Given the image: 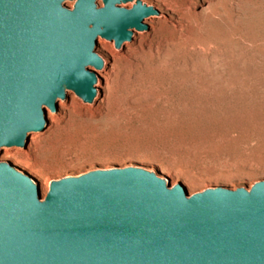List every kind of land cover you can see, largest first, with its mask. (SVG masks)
Masks as SVG:
<instances>
[{"label": "water", "instance_id": "water-1", "mask_svg": "<svg viewBox=\"0 0 264 264\" xmlns=\"http://www.w3.org/2000/svg\"><path fill=\"white\" fill-rule=\"evenodd\" d=\"M66 1L0 0V152L27 147L69 90L94 102L98 37L121 48L160 14L144 0ZM0 264H264V179L190 193L132 164L52 179L43 197L0 159Z\"/></svg>", "mask_w": 264, "mask_h": 264}, {"label": "rangeland", "instance_id": "rangeland-1", "mask_svg": "<svg viewBox=\"0 0 264 264\" xmlns=\"http://www.w3.org/2000/svg\"><path fill=\"white\" fill-rule=\"evenodd\" d=\"M144 1L167 18L154 28L147 22L121 48L98 37L106 64L95 101L69 90L67 105L29 134L27 147H4L38 179L43 197L46 180L132 164L156 168L190 193L264 179V0H209L201 16L169 8L185 0ZM171 17L186 22L187 46L165 47L158 61L153 47L179 33ZM4 148L0 159L14 163Z\"/></svg>", "mask_w": 264, "mask_h": 264}, {"label": "bare ground", "instance_id": "bare-ground-1", "mask_svg": "<svg viewBox=\"0 0 264 264\" xmlns=\"http://www.w3.org/2000/svg\"><path fill=\"white\" fill-rule=\"evenodd\" d=\"M173 1V0H172ZM174 2V1H173ZM170 3V2H169ZM210 1L209 0H205L204 1V3L203 4H199V2L197 1V0H185L184 2H182V3H179V2H174V3H171V4H169V8L170 9H172V10H175V9H177L178 8V12H179V9H183V10H189V11H193V13H195V14H200V16H201V14L202 13H205V12H208V10L210 9ZM167 6V5H166ZM212 8V7H211ZM161 10H162V8H160ZM182 10V13L184 12ZM192 14V13H191ZM174 15V14H173ZM186 15V14H185ZM190 15V14H189ZM194 15V14H193ZM177 16V15H176ZM188 17V16H187ZM164 18H167V16L166 15H164V14H152V15H149V16H147L146 18H145V22L147 23V22H149V23H151V28H154V24H153V21L154 20H157V19H164ZM180 18V17H179ZM195 18H196V15H195ZM187 20H188V18H186ZM170 20V19H169ZM171 23L173 24V27L175 28V29H177L178 31H179V33H177V36L176 37H172L171 39H166L165 37V39L166 40H164V41H162V42H159L158 44H156L154 47H153V49L151 50V51H153V52H151V53H153V55L156 57V59H158V61H159V59L161 58L162 59V55H165V54H163V53H165L164 52V50H165V47H167V46H173L174 48L176 47H178V48H182V49H184V46L186 45V40H187V34H186V32H185V24L184 23H186V22H182V21H180V20H178V19H176V18H174V17H171ZM194 21V20H193ZM195 22V21H194ZM193 24V23H192ZM194 25V24H193ZM187 28V27H186ZM187 30V29H186ZM144 32H146V31H139V33H144ZM177 32V31H176ZM175 36V35H174ZM170 38V37H169ZM132 41V40H131ZM159 41V40H158ZM128 42H130V41H125L124 42V44H123V46L122 47H124V45H126V44H128ZM193 43V42H192ZM149 44H150V42H149ZM150 45H152V44H150ZM130 46V45H129ZM187 46V45H186ZM198 47L199 45L198 44H191L190 45V47H192V48H194V47ZM127 47V46H126ZM167 49H169L168 47H167ZM171 49H172V47H171ZM149 50V49H148ZM147 52V51H146ZM166 52H167V50H166ZM150 53V54H151ZM167 54V53H166ZM166 56V55H165ZM150 57V56H149ZM152 57V56H151ZM164 57V56H163ZM162 61V60H161ZM152 62V61H151ZM158 63V62H157ZM156 65V64H155ZM104 70V67L102 68V69H99V70H97L98 72H101V71H103ZM108 86V85H107ZM58 104H60V108L62 109V108H64L66 105H67V101L65 100V99H62V98H60L59 100H58ZM47 114H48V116L51 118V120L53 121V120H55L57 117H58V115H59V112H56V111H54V110H52V109H50V108H47ZM4 151H5V156H7V157H11V158H13V160H14V163L15 164H18L19 165V162H20V159L14 154V153H12L8 148H4ZM44 187L46 188V189H48L49 187H50V183L46 180L45 182H44Z\"/></svg>", "mask_w": 264, "mask_h": 264}]
</instances>
